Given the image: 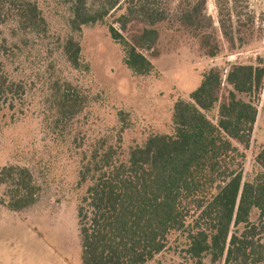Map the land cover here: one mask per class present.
I'll use <instances>...</instances> for the list:
<instances>
[{
	"label": "trees",
	"instance_id": "1",
	"mask_svg": "<svg viewBox=\"0 0 264 264\" xmlns=\"http://www.w3.org/2000/svg\"><path fill=\"white\" fill-rule=\"evenodd\" d=\"M90 2L70 1V29L80 32L120 11L114 19L120 31L131 22H139L143 29L129 41L113 26L109 35L123 44L128 69L136 75L150 74L153 65L142 52H157L155 27L167 20L165 4L100 0L92 9ZM205 5V0H179L178 24L197 32L210 27L204 20ZM8 24L11 39L47 30L33 0H0V26ZM7 45L5 40L0 43L4 56L9 53ZM202 45L215 56L207 35ZM62 54L70 67L79 68L77 41L67 39ZM260 62L231 68L224 80L230 89L221 101V73L215 69L203 73L188 100L173 104L169 134H152L127 152L104 140L86 150L78 145L82 151L77 184L84 189L76 208L81 264H149L174 232L186 233V254L196 264L203 258L211 264H264V146L254 158V174L243 181L258 114L253 98L263 88ZM24 95L25 87L12 81L0 64V111H13ZM83 102L68 84L58 86L53 101L58 125L68 127ZM213 110L214 122L207 116ZM72 141L77 143L76 138ZM0 189V206L12 213L31 208L40 192L32 172L14 165L0 169Z\"/></svg>",
	"mask_w": 264,
	"mask_h": 264
},
{
	"label": "rangeland",
	"instance_id": "2",
	"mask_svg": "<svg viewBox=\"0 0 264 264\" xmlns=\"http://www.w3.org/2000/svg\"><path fill=\"white\" fill-rule=\"evenodd\" d=\"M33 1L47 24L44 34L11 39V26H0V43L5 40L9 46L7 56L0 51V64L12 81L25 87L13 111H0V169H29L40 192L38 201L22 213L0 206V264H81L76 218L84 191L77 184L81 151L104 140L127 152L152 134H169L173 104L188 100L211 69L221 73L223 100L230 89L224 80L231 68L256 65L257 60L264 66V0H205L204 20L211 26L202 32L178 24L179 0H161L169 14L155 27L157 52H142L153 65L147 75H136L124 65V46L108 32L113 26L129 41L143 29L139 22L120 31L114 23L118 11L74 32L69 26L71 0ZM100 3L91 0L90 7L96 9ZM202 34L209 37L215 56L203 47ZM69 38L80 46L78 69L62 54ZM66 83L84 106L63 128L56 122L53 101L58 86ZM253 102L258 114L243 181L254 174V158L264 146V81ZM207 116L214 122L216 110ZM187 245L186 233H171L164 251L149 264H196L186 254ZM202 264L211 263L203 258Z\"/></svg>",
	"mask_w": 264,
	"mask_h": 264
},
{
	"label": "crops",
	"instance_id": "3",
	"mask_svg": "<svg viewBox=\"0 0 264 264\" xmlns=\"http://www.w3.org/2000/svg\"><path fill=\"white\" fill-rule=\"evenodd\" d=\"M255 126H256V123H255ZM255 126H254V132H253V136L255 135V128H256Z\"/></svg>",
	"mask_w": 264,
	"mask_h": 264
}]
</instances>
